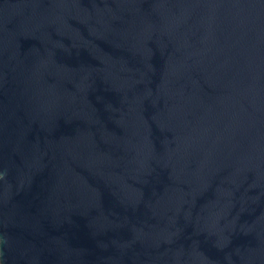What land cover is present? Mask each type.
I'll return each instance as SVG.
<instances>
[{
    "label": "water",
    "instance_id": "1",
    "mask_svg": "<svg viewBox=\"0 0 264 264\" xmlns=\"http://www.w3.org/2000/svg\"><path fill=\"white\" fill-rule=\"evenodd\" d=\"M0 264H264V0H0Z\"/></svg>",
    "mask_w": 264,
    "mask_h": 264
}]
</instances>
